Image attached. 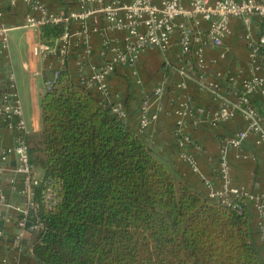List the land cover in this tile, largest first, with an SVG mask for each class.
<instances>
[{
  "label": "trees",
  "instance_id": "16d2710c",
  "mask_svg": "<svg viewBox=\"0 0 264 264\" xmlns=\"http://www.w3.org/2000/svg\"><path fill=\"white\" fill-rule=\"evenodd\" d=\"M69 27L44 24L40 39L53 46ZM55 71L39 104V153L29 150L57 193L47 209L43 184L35 188L27 227L41 224L29 231L36 264H263L245 197L240 209L211 200L171 172L111 102L65 65Z\"/></svg>",
  "mask_w": 264,
  "mask_h": 264
},
{
  "label": "crops",
  "instance_id": "0c3cea01",
  "mask_svg": "<svg viewBox=\"0 0 264 264\" xmlns=\"http://www.w3.org/2000/svg\"><path fill=\"white\" fill-rule=\"evenodd\" d=\"M41 1L49 10L59 15H67L69 11L77 7L76 0ZM29 12L23 0H0L1 18L8 28L6 57L0 55V89L6 85L7 74L11 72L26 123L28 142L30 147L36 149L35 155L37 156L40 131L38 104L44 92L45 76L65 65L70 76L80 83L82 74L84 77L89 73V66L103 64L105 59L102 56L103 40L108 37L107 39L114 46L123 47L124 32L108 30L107 33L105 30L107 25L102 15L97 13L86 22L87 40L84 36L73 34L79 29V24L72 21L69 28L71 36L67 39L60 38L55 45L51 46L52 51L41 54L39 45L43 42L40 39V29L25 26V17ZM206 27L207 23L202 22L201 31ZM230 30V34L224 38L220 47L205 46L206 73L210 77L217 75L233 77L235 88L240 91L241 81L251 74L248 48L244 39V23L238 18H231ZM252 30L256 37L260 30L258 18L252 19ZM177 42L178 29L176 28L169 47L165 51L156 48L145 51L138 56L133 66H117L108 73L106 77L107 100L112 104L115 102L122 104L124 110L122 119L138 132L152 152L166 164L171 172L183 177L204 192L202 176L217 184L215 170L218 165L221 141L231 136L236 130L243 128L246 121L241 114H236L229 121L214 126L209 124L208 119L218 108L219 101L211 92L198 89L194 75H180L181 63L178 59ZM61 47L65 49L63 58L55 52V48ZM82 57L86 58L85 67L80 63ZM179 82L184 84L183 88L177 86ZM160 84H163V93L160 97H155L152 94L153 90ZM84 86L100 97L96 88L89 82ZM144 99H147L149 103L148 112L156 114L157 117L151 119L146 127L141 128L140 105ZM251 99L264 116V96L254 93ZM180 100L201 108L202 118L205 120L197 126L191 122L186 126V133L190 137V143L187 146L179 145L174 134L175 115L172 109L178 105ZM12 146V133L4 131L0 137V147ZM184 152L194 157L201 175L191 170L184 161L182 158ZM228 158L234 184L243 187L248 192L264 191V149L262 145L256 144L253 137H248L239 149H229ZM37 162L36 157L35 163ZM2 164L0 161V166ZM4 164L6 169L2 173L1 187L6 195L7 205L2 212L16 218L18 209L22 207L23 180L13 171L14 154H11ZM35 176H42L40 168H36ZM247 211L252 240L264 264V246L259 238L255 213L250 205H247ZM17 231L14 222L3 225V231L0 234V264H12L15 261L17 264H36L29 249V233L25 234L18 247L11 245Z\"/></svg>",
  "mask_w": 264,
  "mask_h": 264
},
{
  "label": "built area",
  "instance_id": "2783aa9c",
  "mask_svg": "<svg viewBox=\"0 0 264 264\" xmlns=\"http://www.w3.org/2000/svg\"><path fill=\"white\" fill-rule=\"evenodd\" d=\"M30 10L25 17V26L40 29L47 23H58L61 20L72 21L79 24V29L73 34L84 36L87 40L86 22L94 14L102 15L108 33L121 30L124 32L123 47L114 46L106 37L103 40V64L91 65L89 73L80 78V84L93 85L102 99H107V74L117 66H133L138 56L148 50L160 49L165 51L170 44L171 37L178 29V59L181 63L180 75H194L196 85L200 91H209L219 101L218 108L213 111L208 121L214 126L232 119L236 114H241L245 119V126L236 130L231 136L221 141L218 165L215 170L217 184L202 176L206 195L211 200L240 209L237 199L245 197V203L250 205L255 213L256 226L261 243L264 246V191L248 192L243 187L233 183L231 164L228 158L229 149H239L248 137H253L254 142L262 145L264 149V116L254 105L251 97L254 93L264 96V0H76V9L67 15H59L47 8L41 0H23ZM242 20L245 27L244 39L248 48V60L251 74L241 81V90L235 87L233 77L217 75L210 77L206 73L204 49L206 45L220 47L228 34H230V19ZM258 18L260 30L254 36L252 19ZM181 19L183 21H178ZM187 21V22H186ZM202 22L207 23L205 30L201 31ZM70 28V27H69ZM69 28L61 39H67ZM7 30L0 13V55L6 54ZM109 36V35H108ZM110 38V37H109ZM40 53L52 51L48 44L39 45ZM59 57L63 58L65 49L55 48ZM223 57V54H221ZM86 58L82 57L80 63L85 67ZM55 71L44 84L49 89L56 79ZM139 82V81H137ZM164 84V83H163ZM163 84L153 90L155 97L163 93ZM183 88L184 84L177 85ZM147 99L140 105V127L144 128L151 119L157 115L148 112ZM112 112L119 118L124 117V110L120 102L112 104ZM175 115L174 134L179 145L187 146L190 137L186 133V126L204 123L203 111L184 100H180L172 109ZM4 131H10L13 136L12 147H0V234L3 225L14 222L18 231L11 241L13 247H18L25 234L37 230L41 224L36 218L27 227L29 211H35L36 187L43 184L41 197L45 208H52L57 202V193L48 180L35 176L36 163L30 156L28 132L19 104L12 73L6 78V85L0 89V137ZM15 155L13 171L23 180L22 207L18 209V216L12 218L2 212L7 205V198L1 187L2 173L6 167L4 162L11 155ZM182 158L191 170L200 174L196 160L187 152L182 153ZM201 175V174H200ZM12 264H17L16 261Z\"/></svg>",
  "mask_w": 264,
  "mask_h": 264
},
{
  "label": "rangeland",
  "instance_id": "374dc122",
  "mask_svg": "<svg viewBox=\"0 0 264 264\" xmlns=\"http://www.w3.org/2000/svg\"><path fill=\"white\" fill-rule=\"evenodd\" d=\"M51 76L48 75L46 79H44V82L47 80V79H50ZM46 90V85L44 84V91ZM38 121H39V127H40V107H39V104H38ZM37 164V163H36ZM36 168H38V166H36ZM42 177V176H41Z\"/></svg>",
  "mask_w": 264,
  "mask_h": 264
}]
</instances>
